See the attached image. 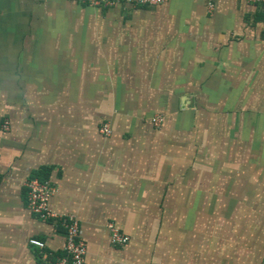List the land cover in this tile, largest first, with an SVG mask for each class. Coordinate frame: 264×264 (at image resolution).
I'll use <instances>...</instances> for the list:
<instances>
[{
  "label": "crops",
  "instance_id": "obj_1",
  "mask_svg": "<svg viewBox=\"0 0 264 264\" xmlns=\"http://www.w3.org/2000/svg\"><path fill=\"white\" fill-rule=\"evenodd\" d=\"M44 167L86 264H262L264 3L0 0V264L65 253L27 206Z\"/></svg>",
  "mask_w": 264,
  "mask_h": 264
},
{
  "label": "built area",
  "instance_id": "obj_2",
  "mask_svg": "<svg viewBox=\"0 0 264 264\" xmlns=\"http://www.w3.org/2000/svg\"><path fill=\"white\" fill-rule=\"evenodd\" d=\"M79 3H86L98 7H111L115 5L151 6L162 5L169 0H75ZM250 3H264V0H247ZM151 122L160 126L164 122V117L154 116ZM8 130L9 123L5 124ZM101 132L111 135V127L108 123H103ZM27 206L34 217L43 223H52L54 227L62 229L67 234V245L65 255L58 257L56 264H86L89 252L88 242L83 237L81 222L76 217L60 218L55 215L50 207V203L56 192L55 185L51 179L42 181L38 178H31L26 183ZM107 229L110 234V242L114 246H125L130 242V236L121 231L113 222L108 223ZM29 244L33 247L46 251L47 243L38 239H32ZM51 255L46 252V256ZM264 264V262L262 263Z\"/></svg>",
  "mask_w": 264,
  "mask_h": 264
},
{
  "label": "trees",
  "instance_id": "obj_3",
  "mask_svg": "<svg viewBox=\"0 0 264 264\" xmlns=\"http://www.w3.org/2000/svg\"><path fill=\"white\" fill-rule=\"evenodd\" d=\"M51 177V170L49 168H40L39 170L35 171L33 174H32V178H38L42 181H45V180H48L50 179ZM60 230L61 232H64L62 229H58ZM66 233V232H65ZM51 256H50V262H52V264H56V258L57 257H61V256H64L65 253H61L59 254V256H56L54 257L55 255L51 252Z\"/></svg>",
  "mask_w": 264,
  "mask_h": 264
}]
</instances>
